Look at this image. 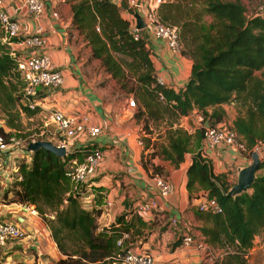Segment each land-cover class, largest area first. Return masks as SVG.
<instances>
[{"label": "trees", "instance_id": "trees-1", "mask_svg": "<svg viewBox=\"0 0 264 264\" xmlns=\"http://www.w3.org/2000/svg\"><path fill=\"white\" fill-rule=\"evenodd\" d=\"M65 1L71 3L72 26L90 48V57L97 59L121 88L134 94L135 104L138 103L135 117L142 121L141 130L147 135L152 128L158 129L160 122L166 124L165 143L154 145L151 153L144 155L152 144L150 137H141L143 167L151 172L160 171L150 158L157 156L178 165L185 153H192L187 190L191 193L197 187L207 192L222 208L221 213H197L208 224L200 228L206 242L225 251L213 264H246L254 236L264 231V172L256 174L250 191L227 195L231 185L226 174H215L211 161L202 156L204 127L188 133L175 123L195 110L203 121L215 125L225 119L220 105L236 100L244 112L233 120V130L249 154L257 145L264 146V7L260 14L248 15L238 0H192L201 2L204 13L213 18L209 24H198L188 20L187 14H179L178 0L160 3L158 13L163 22L175 26L181 22L177 26L180 41L192 58L190 77L176 90L158 83L144 31L140 30L138 38H134L130 21L116 1ZM126 11L131 12L130 8ZM2 38L0 30V135L18 137L22 117H34L40 107L31 109L22 103L24 84L16 59ZM256 71L261 74L256 75ZM96 147L97 144L75 147L64 157L38 149L32 152L29 162L24 159L18 162L15 180L0 191L5 204L35 207L61 254L54 264L111 263L120 251L117 239L122 232L132 230L131 221L121 214L107 228L108 233L99 231L101 210L84 209L80 197L69 193L71 182L66 175L69 162L81 161ZM262 167L264 158L259 169ZM137 218L143 224L142 218Z\"/></svg>", "mask_w": 264, "mask_h": 264}, {"label": "crops", "instance_id": "crops-1", "mask_svg": "<svg viewBox=\"0 0 264 264\" xmlns=\"http://www.w3.org/2000/svg\"><path fill=\"white\" fill-rule=\"evenodd\" d=\"M43 1L45 12L38 19L26 14L24 0L9 2V10L20 20L23 30H33L37 22L42 24L48 36L47 53L53 64L63 71V84L59 92L54 91L46 95L39 93L41 107L44 110L49 107L65 110L77 107L81 111L86 110L90 122L103 129V133L98 137L76 143L97 144L103 151V161L84 186L79 198L81 206L86 210L93 207L101 210L98 229L107 233V228L115 222V217L124 214L132 224L131 238L126 245L151 252L154 255L153 264H213L215 260L221 259L225 254L224 249L209 245L200 230L208 224L198 217L195 203L196 198L204 191L195 187L196 189L189 193L186 188L187 168L192 161L190 152L185 153L184 160L178 165L157 156L150 158V162L159 166L162 174L169 179L172 190L164 201L160 200L162 204L157 211L141 217L143 224L139 221L138 215L133 212L135 201L139 197L155 196L150 179L152 172L145 169L141 162L143 146L139 144V140L143 136L150 137L152 144L144 150V155L151 153L154 145L165 143V127L152 128V133L146 135L140 128L141 123L132 118L131 108L127 104H121L119 108L113 107L89 87L83 78L77 58L79 46L81 43L86 46V42L72 26L71 3L65 0ZM124 13L127 16H123L130 21L129 13ZM148 45L157 76L163 83L176 90L182 88L190 77L192 66L187 46L182 43L180 53L172 54L160 40H150ZM10 46L18 54L24 53L17 44L11 43ZM86 50L90 54L88 46ZM220 106L225 111L226 122L231 124L238 114L243 113V108L236 100ZM44 112L41 113L42 116ZM195 112L194 110L177 121L185 123ZM239 152L235 147L221 145L212 151L202 152V156L211 161L215 174L225 173L228 181L233 163L239 164ZM246 165L243 164L238 169ZM106 200L112 201L111 208L105 207ZM172 217L177 218L176 225L171 224ZM18 218L26 233L25 238L21 240L27 243L24 252L31 248L36 254H21L19 261L23 262L22 264H54L60 253L50 236L48 226L38 216ZM183 234H191L196 242H204L205 247H198L195 243L188 247L182 246ZM177 240L180 242L172 246ZM258 240L262 243L264 231L254 236L250 256L260 255V252L264 256V245L254 246ZM15 246L6 247L4 254L9 253ZM6 258L3 261H6ZM11 261L14 260L10 259L9 262Z\"/></svg>", "mask_w": 264, "mask_h": 264}, {"label": "built area", "instance_id": "built-area-1", "mask_svg": "<svg viewBox=\"0 0 264 264\" xmlns=\"http://www.w3.org/2000/svg\"><path fill=\"white\" fill-rule=\"evenodd\" d=\"M114 1L118 3L120 0ZM124 1L131 10L129 13L130 29L135 39L138 38L140 31L136 28V20L134 17V13L137 12L141 15L145 24L144 28L141 30L144 31L146 45L149 44L150 40H160L172 54L180 53L182 44L178 27L163 22L158 13L160 3L165 0ZM9 2L10 0H0V30L3 35L2 41L8 45L10 55L16 59L17 71L24 84L22 90V103L31 109L35 106H39L40 111L38 114L45 111L39 134H46L50 137L47 139L51 142H53V139H57L56 145L65 147L67 153L75 147L90 145H78L76 143L98 137L103 133V129L90 122L87 112L80 111L78 108H75V110H65L57 107H49L44 110L41 107L39 93H44L46 95L54 91L59 92L63 84V71L53 64L50 55L47 53L49 44L48 36L45 34L42 24L37 22L33 30H23L20 20L11 14ZM24 4L25 12L30 17L38 19L45 12V3L43 0H24ZM262 9L263 8L259 9L257 13L260 14ZM96 30L99 31V27H96ZM11 43L17 44L24 53L20 54L19 52L18 54L15 50L11 49ZM157 81L158 83H163V80L159 77H157ZM128 106H135V100L133 98L129 99ZM197 118L199 121H202L204 127L202 140L203 153L212 151L221 145L235 147L240 152L247 151L243 140L233 130L231 123L219 122L215 125H210L208 123V125L205 126L207 120L203 123L202 117L198 116ZM175 126L184 128L188 133H194V129L186 126L181 120L177 121ZM30 140V142L35 141L33 139ZM20 141V137L10 136L5 138L0 135V185L3 183L6 184L7 182L12 183L16 178L17 165L11 158V150L12 147L20 143ZM29 141L28 144L30 143ZM139 144L143 145L141 140H139ZM260 157L263 159L264 155L263 157L260 155ZM102 161L103 151L99 147H96L90 149L81 161L72 160L69 162L66 171V175L71 182V191L69 193L73 196L80 197L84 191V186L92 178ZM150 179L155 189V196L139 197L134 203L133 212L140 217L157 211L162 204L160 200L164 201L172 190L171 183L164 174L152 172ZM104 204L106 208L112 207L111 200H106ZM13 206H15V208H13ZM195 206L197 211L202 213L222 212V208L216 198L209 197L205 191L196 198ZM7 207L15 210L13 215L15 220H0V253L9 245L25 238L26 233L21 227V222L18 217L25 219L27 216H38L33 205L15 203L5 204L0 198V208ZM170 222L176 225L177 218L172 217ZM130 238L131 232L124 231L121 233L116 242L120 251L113 257L111 263L106 264L154 263V255L148 250L125 246V243L130 240ZM194 243L198 247H205L204 242H196L191 234H183L181 238L182 246L188 247ZM262 244L264 245V240L262 243L258 240L254 243V246H261ZM249 251L248 255L250 254Z\"/></svg>", "mask_w": 264, "mask_h": 264}, {"label": "rangeland", "instance_id": "rangeland-1", "mask_svg": "<svg viewBox=\"0 0 264 264\" xmlns=\"http://www.w3.org/2000/svg\"><path fill=\"white\" fill-rule=\"evenodd\" d=\"M120 1L118 2L119 6H120ZM178 1L181 4V12L179 14L180 15L187 14L188 20L198 21L197 22L198 24H209L212 22L213 20L212 16L204 13L203 4L201 2H194L192 0H178ZM230 1H234V0H230ZM238 1H240L244 5L248 15H253L255 12H258L259 9L264 7V0H238ZM123 15L127 16V14L125 13H123ZM180 23H177V26L178 25L181 26ZM77 58L81 66L83 78L85 79L89 87L93 88V90L99 93L113 107L119 108L121 104L128 105V101L131 98L135 100L133 93L126 92L123 88H121L120 85L104 71L103 67L100 65V62L97 59H93L90 57L89 52L86 50V46L83 45L82 43L79 46V49L77 50ZM255 74L260 75L261 71H256ZM75 108L77 107H74L71 110H75ZM130 108H131L130 112L132 113V118L138 122V119L135 117V113L136 111H138V103H136L135 106L130 107ZM242 111L244 112V108ZM84 112L88 113V111L86 110ZM38 113L32 118H26L24 116L22 117V127L20 131V136H18L21 138V141L20 143L12 147V150H11L12 152L11 158L13 161H15L16 165L22 159L26 160L27 162L30 161V156L32 152L26 151V147L30 139L38 140V138H42L44 140H48L47 138H50L46 134H43V135L39 134L44 119H43V116ZM198 116L203 118V116L196 111L184 123L186 126L192 127L194 129V132L197 129H199L201 126H203L202 121L198 120L197 118ZM205 121H203V123ZM0 122H1V117H0ZM140 122L142 123V121ZM221 122H226V120L223 119ZM160 126L166 127V124L164 122H160L158 124V127ZM141 127L142 125L140 126V128ZM56 142H57V139H53V143L56 144ZM254 150L257 151L263 157L264 146L258 145L252 151ZM239 153H240L239 154V164L233 163L231 170L229 171V174H228V183L231 184V186L236 182L237 172L239 170L238 168L242 166L243 164L248 165L251 162V153L249 154L248 151L239 152ZM262 160L263 159H261V162ZM155 171L158 173H163L161 170L160 171L155 170ZM263 172H264V167L259 169L256 174H260ZM9 184L10 183L7 182L6 184L3 183L2 185H0V191L2 192L7 186H9ZM13 208H15V206H13ZM14 212L15 210L11 208H0V220L14 221L15 220V218L13 217ZM26 244H27L26 242H21V241L11 244V245H16V246L13 249H11V251L7 254H4V251H6L7 249L5 248L3 252L0 253V258L2 259V262L0 264H22L23 262L19 261V258L21 257V254L23 255L25 253L24 249L27 246ZM57 251L59 252L58 248H57ZM261 253L262 252H260V255L259 254L251 255V256L248 255V257L246 258V264H264V256L262 255L263 253L262 254ZM25 254H29V255L32 254L36 256L34 250L31 248L26 249ZM59 255L61 257V254ZM5 258H6V261H3L5 260ZM10 259H13L14 261L9 262ZM84 264H106V263L85 262Z\"/></svg>", "mask_w": 264, "mask_h": 264}, {"label": "water", "instance_id": "water-1", "mask_svg": "<svg viewBox=\"0 0 264 264\" xmlns=\"http://www.w3.org/2000/svg\"><path fill=\"white\" fill-rule=\"evenodd\" d=\"M120 7L124 11L128 9V6L124 0L120 1ZM134 17L136 20V28L139 30L143 29L145 24L141 15L136 12L134 13ZM207 125H208V121L205 124V126ZM41 148L50 151L51 153L55 154L58 157H64L67 154L65 147L56 145L49 140L38 139L33 142H30L27 145L28 152H34ZM260 164H261L260 154L255 150L252 151L251 162L247 166L242 167L238 170L236 182L229 188V190L227 191V195L236 196L243 192H248V190L251 189L255 181L256 173L259 170Z\"/></svg>", "mask_w": 264, "mask_h": 264}]
</instances>
